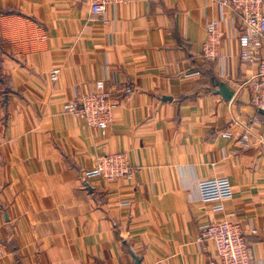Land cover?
I'll list each match as a JSON object with an SVG mask.
<instances>
[{
  "label": "crops",
  "instance_id": "crops-1",
  "mask_svg": "<svg viewBox=\"0 0 264 264\" xmlns=\"http://www.w3.org/2000/svg\"><path fill=\"white\" fill-rule=\"evenodd\" d=\"M211 19L218 60L202 55ZM242 27L217 0H124L105 14L89 0H0V264H207L201 228L223 219L264 264V113L249 103ZM103 79L110 126L65 111ZM116 153L129 177L84 180ZM217 176L234 186L223 211L201 200Z\"/></svg>",
  "mask_w": 264,
  "mask_h": 264
},
{
  "label": "built area",
  "instance_id": "built-area-1",
  "mask_svg": "<svg viewBox=\"0 0 264 264\" xmlns=\"http://www.w3.org/2000/svg\"><path fill=\"white\" fill-rule=\"evenodd\" d=\"M92 12L105 14L109 5L119 4L124 0H89ZM220 8H226L235 14L242 22V30L238 34L241 59L256 66V71L246 81L250 92L249 103L256 109L264 110V0H217ZM220 19H211L206 27L202 41V55L206 60H218L223 57L222 38L224 32L219 30ZM59 69L51 72V79L56 80ZM199 71L188 76L199 75ZM112 90L106 80H97L93 86L80 98H74L64 106L65 111L83 118L89 125L106 128L114 118L115 103L112 100ZM258 120V118H256ZM226 131L223 136H231ZM241 140L249 144V136L244 134ZM2 137L0 135V157ZM128 165L123 154H109L102 157L98 165L83 173L84 180L102 179L105 182H115L123 176H130ZM201 200L218 202L215 211L225 210V204L234 196V186L230 178L217 176L203 179L199 183ZM129 206L130 201L121 203ZM212 241L216 254L207 264H260L254 246L247 241L240 225L227 219L205 224L201 228L198 241Z\"/></svg>",
  "mask_w": 264,
  "mask_h": 264
},
{
  "label": "water",
  "instance_id": "water-1",
  "mask_svg": "<svg viewBox=\"0 0 264 264\" xmlns=\"http://www.w3.org/2000/svg\"><path fill=\"white\" fill-rule=\"evenodd\" d=\"M216 85L218 88L216 89V92L221 94L224 98L227 100H230L234 94V91L231 90L226 82L223 81H216ZM262 113H264V110L260 109ZM135 264H141V259H139L137 256H135Z\"/></svg>",
  "mask_w": 264,
  "mask_h": 264
},
{
  "label": "rangeland",
  "instance_id": "rangeland-1",
  "mask_svg": "<svg viewBox=\"0 0 264 264\" xmlns=\"http://www.w3.org/2000/svg\"><path fill=\"white\" fill-rule=\"evenodd\" d=\"M64 106H65V105H64ZM94 127H96V126H94ZM105 156H106V155H105ZM102 157H104V156H102ZM102 157L98 158L97 165H98V163H99V161H100V159H101ZM97 165H96V166H97ZM96 166H95V167H96ZM93 168H94V167H93ZM101 180H102V179H101ZM104 182H105V181H104Z\"/></svg>",
  "mask_w": 264,
  "mask_h": 264
}]
</instances>
